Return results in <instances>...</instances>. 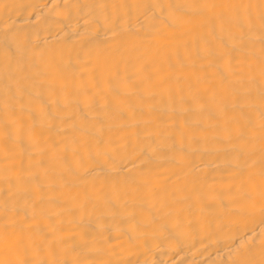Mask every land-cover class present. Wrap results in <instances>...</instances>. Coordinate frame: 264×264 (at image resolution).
Here are the masks:
<instances>
[{
  "label": "bare ground",
  "instance_id": "1",
  "mask_svg": "<svg viewBox=\"0 0 264 264\" xmlns=\"http://www.w3.org/2000/svg\"><path fill=\"white\" fill-rule=\"evenodd\" d=\"M0 264H264V0H0Z\"/></svg>",
  "mask_w": 264,
  "mask_h": 264
}]
</instances>
